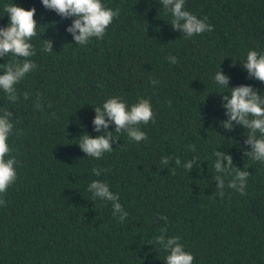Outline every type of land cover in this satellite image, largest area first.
Segmentation results:
<instances>
[{
    "label": "trees",
    "instance_id": "16d2710c",
    "mask_svg": "<svg viewBox=\"0 0 264 264\" xmlns=\"http://www.w3.org/2000/svg\"><path fill=\"white\" fill-rule=\"evenodd\" d=\"M101 2L120 15L103 39L80 46L66 31L72 19L41 0H0V28L9 24L6 4L35 8L38 25L30 58L37 67L15 86L19 101L0 90V115L13 113L8 144L18 161L17 180L0 195V264H166L169 253L150 243L163 227L167 237H180L193 264H264V164L244 156L243 127L222 128V95L230 89L214 82L221 69L229 88L250 85L264 95V84L241 65L250 50L264 54V0H185V10L214 26L191 38L171 27L159 0ZM43 40L52 41L51 53L42 51ZM112 97L129 108L148 99L155 123L140 126L148 137L140 143L110 124L113 151L87 157L79 138L103 134L94 131V108ZM216 150L249 171L245 196L227 188L226 176L219 198ZM193 157L199 168L194 163L190 172L174 163ZM93 168L108 171L96 176ZM93 180L119 196L128 213L123 223L111 202L93 200Z\"/></svg>",
    "mask_w": 264,
    "mask_h": 264
},
{
    "label": "clouds",
    "instance_id": "9594fccd",
    "mask_svg": "<svg viewBox=\"0 0 264 264\" xmlns=\"http://www.w3.org/2000/svg\"><path fill=\"white\" fill-rule=\"evenodd\" d=\"M159 2L165 12L171 14V27L182 32L184 37L191 38L214 30V26L207 23V17L198 19L197 16L185 10V0H159ZM41 3L45 9L54 11L62 19H72V24L66 31L72 35L75 44L80 46L87 45L92 38L103 39L114 18L120 15L119 8L115 10L107 8L101 0H41ZM4 12L9 17V24L7 27L0 28V58L11 55L14 59L0 64V71L4 73L0 75V90L10 103H17L20 95L15 86L37 67L30 59L36 55V50L31 43L37 35L38 25L34 19L36 9L25 10L14 4H6ZM42 51L52 52L51 40H43ZM168 59L172 64L178 62L173 56H169ZM241 65L248 73V78L264 84V54L250 50L247 52L245 62ZM151 82L153 85L157 83L155 80ZM214 82L221 88L230 89V95H222L221 107L228 117L226 121L221 122L222 128L233 131L236 126L243 127L247 131L244 145L250 147V151H244V156L264 164V95L250 85L229 88V78L222 74L221 69L215 74ZM29 95L30 93L25 92L23 98L27 100ZM41 107L37 101V110ZM94 111L96 113L92 121L94 131L103 134L91 138L85 133L79 138L77 144L87 157L94 159H100L105 153L113 151L112 143L116 140L113 132L107 131L110 124L115 125V133H126L131 141L140 143L148 139L147 134L140 130V126L148 125L150 121L155 123L151 103L144 98H140L130 108L118 97L108 98L102 106L95 107ZM12 117L13 113L7 110L0 115V195L5 194L17 180L15 166L18 161L10 155L11 149L8 144L14 129ZM189 149L195 151V145H189ZM213 155L215 156L213 167L216 172L213 179L218 182L219 198L224 196L226 176H231L227 182V188L245 196L249 171H241L235 167L231 155L217 150ZM170 159H161L164 168L170 165ZM198 162L197 157L184 163L179 158L174 161L177 167H183L188 172L192 170L194 163L199 168ZM105 171L108 170L92 169L96 176H100ZM171 172L174 174L175 168H172ZM87 191L91 193L93 200L111 202L112 214L118 217L121 223L127 219L128 213L119 203V196L110 191L107 183L93 180L88 185ZM213 198H216V192ZM0 206H6L3 199H0ZM160 219L167 222V217L161 216ZM160 233L150 243L158 245L163 251L169 253L166 256V264H193L194 256L184 250L179 242L180 237H167L166 227L161 228Z\"/></svg>",
    "mask_w": 264,
    "mask_h": 264
}]
</instances>
